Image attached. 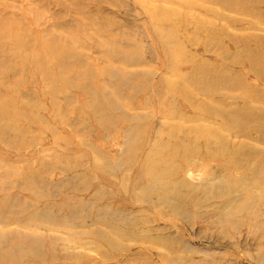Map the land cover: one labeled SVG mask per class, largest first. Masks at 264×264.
<instances>
[{"label":"rangeland","instance_id":"rangeland-1","mask_svg":"<svg viewBox=\"0 0 264 264\" xmlns=\"http://www.w3.org/2000/svg\"><path fill=\"white\" fill-rule=\"evenodd\" d=\"M0 264H264V0H0Z\"/></svg>","mask_w":264,"mask_h":264},{"label":"bare ground","instance_id":"bare-ground-1","mask_svg":"<svg viewBox=\"0 0 264 264\" xmlns=\"http://www.w3.org/2000/svg\"><path fill=\"white\" fill-rule=\"evenodd\" d=\"M6 42V41H5ZM258 61V60H257ZM12 69H13V67H12ZM59 91V90H58ZM245 108V107H244ZM243 109V108H242ZM163 114L165 115V117H167V118H174L175 116H177V113H174L173 111H165V112H163ZM258 115H259V113H258ZM260 116V115H259ZM256 118H257V116H256ZM132 120H136L135 121V124L138 126H140L142 123H143V121H142V118H141V115H135V116H133L132 118H131ZM258 119V118H257ZM124 121L126 122V123H129V121L128 120H126V119H124ZM245 122V121H244ZM261 124V123H260ZM138 126V127H139ZM259 126V125H258ZM246 127V126H245ZM261 127V126H260ZM134 130V129H133ZM186 130V129H185ZM135 132H137V128H136V130H134V133ZM218 139V138H217ZM220 139V138H219ZM224 139V138H223ZM217 141V140H216ZM218 143V142H217ZM216 145V144H215ZM189 151V150H188ZM217 152V151H216ZM222 152H224V151H222ZM212 153H214V152H212ZM240 153V152H239ZM172 154L175 156V155H177L178 154V151H175V152H172ZM216 154V153H215ZM219 154H217V156H218ZM221 155H223V154H221ZM172 156V155H171ZM170 156V157H171ZM177 158V157H176ZM173 167V166H172ZM31 225V224H30ZM37 227H41V226H37ZM36 227V228H37ZM29 228H34V227H32V225L29 227Z\"/></svg>","mask_w":264,"mask_h":264}]
</instances>
